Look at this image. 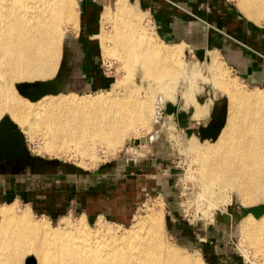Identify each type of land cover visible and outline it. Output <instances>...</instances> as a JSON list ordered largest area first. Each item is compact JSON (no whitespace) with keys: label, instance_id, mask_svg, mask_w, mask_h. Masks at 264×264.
<instances>
[{"label":"bare ground","instance_id":"obj_1","mask_svg":"<svg viewBox=\"0 0 264 264\" xmlns=\"http://www.w3.org/2000/svg\"><path fill=\"white\" fill-rule=\"evenodd\" d=\"M238 2L255 23L264 17V0ZM129 5L127 0H117L121 21L116 27L115 41L120 59L129 60L130 67L136 66V62L142 64L148 74L159 79L156 84L163 87L172 88V82L180 77L187 80L189 74L195 76L197 70L190 68L187 72L183 68V48L177 45L161 49L154 44L138 25L137 15ZM72 7L66 0H8L6 6L0 7V117L9 114L13 123L43 136L49 152L64 149V144H55L57 139L74 137L81 155L91 156L98 140L113 148L130 134L124 121L132 115L131 109L141 104V99L130 106L127 101L121 103L105 97L48 94L33 102L20 96L13 86L17 82L47 80L55 74L63 33L61 21L65 11ZM216 59H211L213 64L218 63ZM166 72L168 75H164ZM163 75L165 78L161 79ZM213 85L227 97L229 112L217 140L205 141L206 144L196 143L194 138L189 140L195 155L192 161L198 163L191 170L201 183L200 196H207L210 206L216 208L218 202L230 195L227 190L233 188L243 206L260 204L264 198V93H247L222 75ZM200 108L196 113L202 115L204 109ZM230 198L233 200V195ZM31 217L29 211L2 209L0 264H21L28 254L36 257L37 264H204L200 257L180 255L163 242L162 209H154L150 222L141 219L122 236L102 227L93 234L70 223L69 230L75 232L60 231L47 221L36 222ZM241 220L243 238L264 257V213L258 218L251 214Z\"/></svg>","mask_w":264,"mask_h":264},{"label":"rangeland","instance_id":"obj_2","mask_svg":"<svg viewBox=\"0 0 264 264\" xmlns=\"http://www.w3.org/2000/svg\"><path fill=\"white\" fill-rule=\"evenodd\" d=\"M114 1L115 3L113 0H100L99 25L95 36L98 40L97 36L100 35L102 43L103 52L98 40V64L109 80L107 87L78 92L82 95L60 91L50 95L72 94L70 97L88 99L105 97L121 103L127 101L130 106L141 99V104L136 106V109L131 107L133 113L131 112L130 118L124 121L127 127L123 128L126 127L130 134L119 142L120 145L118 143V146L113 148H109L105 141L98 140L93 144L92 155L88 156L81 155L80 145L74 137L57 139L55 144L61 145L60 147L65 145L64 149L49 152L46 150V140L43 136L34 135L29 132L27 126L21 127L14 123L20 132L21 142L20 148L16 146L14 150L11 145L4 146L0 157V191L3 192L0 193V220L2 209L12 208L19 213L29 211L32 220L47 221L56 230L75 232L69 230L70 223L74 228L95 232L93 234L102 227L122 236L134 225L137 226L141 219L150 222L154 209H162L163 221L160 231L163 242L180 252V255L191 258L198 256L204 264H264L262 254L255 252V247L248 239L243 238L245 236L241 230V219L251 215H244L242 210L251 206H243L237 190L233 188L228 189L229 192L226 193L233 195V200L230 195H226L223 201L216 204V208L210 206L208 197L200 196L201 183L192 171L198 167V163L192 161L195 155L189 148L190 139L194 138L196 143H205L214 142L218 138L217 136L214 141L211 138L201 140L199 127L215 124L221 116H225L223 127L226 124L229 104L225 94L215 90V80H219L222 75L247 93L258 90L264 93V79L256 81L241 76L216 52L203 57L198 56L191 46L183 42H161L156 35L152 16L137 8L133 3L135 0H127L137 15L138 25L149 39L161 49L180 46L183 48V68L187 72L190 68L198 71L197 76L189 74L187 80L178 78L177 82H172V88L156 84L155 80L159 79L148 74L142 64L136 62V66L133 64V67H130L129 60L120 59L115 39L116 27L121 20L117 15V0ZM229 1L243 17L255 23L249 19L238 0ZM74 11L77 14L78 0H75ZM255 24L264 28V17ZM62 28L57 64L61 60L64 42H69L74 33L69 24H64ZM211 59H216L218 63L213 64ZM164 75H168V72ZM164 75L161 79L165 78ZM46 95L48 94L33 102ZM200 106L205 114L196 113L200 111L197 109ZM4 116L11 120L9 114H3L0 118ZM160 140L168 146L167 156L155 155L158 151L155 145L160 146ZM68 142L71 143L70 146ZM67 148L71 150L68 151ZM143 164H148L146 166L150 169L146 173L136 174L140 178L139 184L144 187L138 190L139 196L135 200L133 216L127 223L119 224L108 217H88L80 210L71 208L72 198L66 199L64 206L62 205L63 192L71 193L73 188L83 186L86 182L96 183L97 179L113 178L112 175L119 179L121 177L118 175L127 173L129 166ZM51 180L56 181L59 202L49 203L47 195L42 203L33 202L31 199L35 194L34 184L40 182L41 186L45 183L48 186ZM43 190L44 188H41V191ZM28 256L34 258L37 264L36 257L31 254L24 256L22 261ZM166 264L175 263L167 261Z\"/></svg>","mask_w":264,"mask_h":264},{"label":"crops","instance_id":"obj_3","mask_svg":"<svg viewBox=\"0 0 264 264\" xmlns=\"http://www.w3.org/2000/svg\"><path fill=\"white\" fill-rule=\"evenodd\" d=\"M66 1L73 7L65 11L61 28L69 24L74 33L69 42H64L57 67L59 91L79 94L106 88L109 80L98 64V49L102 48L100 35L97 36L100 46L95 38L100 0H78L77 14L74 11L75 0ZM7 3L8 0H0V7ZM133 3L152 16L161 42H183L203 57L216 52L241 76L256 81L264 79V28L243 17L229 0H135ZM155 148L158 150L156 156H167L168 146L163 142ZM146 165L129 166L127 173L118 175L119 179L112 175L113 178L93 180L96 183L86 182L73 188L71 193L63 192L62 205L66 199L72 198L71 208L88 217H108L119 224L127 223L133 216L138 190L144 187L139 184L140 178L136 174L146 173L150 169ZM56 188L53 180L48 186L37 182L33 186L35 194L31 200L42 203L47 195L49 203H57L59 193Z\"/></svg>","mask_w":264,"mask_h":264},{"label":"water","instance_id":"obj_4","mask_svg":"<svg viewBox=\"0 0 264 264\" xmlns=\"http://www.w3.org/2000/svg\"><path fill=\"white\" fill-rule=\"evenodd\" d=\"M59 82L60 76L57 70L54 76L47 80L18 82L14 84V88L20 96L26 98L29 101H34L45 94L57 93L59 91ZM224 123L225 116H221L217 123L199 127V137L201 140L204 138H211L213 140L216 139ZM20 138V132L15 127L14 123L7 116L0 118V157L3 153L4 146L6 145H11L14 149L17 147L20 148ZM242 212L244 215L251 213L255 218L260 217L264 213V199L260 204L251 206L249 208H244ZM23 264H35L34 258L28 256L24 259Z\"/></svg>","mask_w":264,"mask_h":264},{"label":"flooded vegetation","instance_id":"obj_5","mask_svg":"<svg viewBox=\"0 0 264 264\" xmlns=\"http://www.w3.org/2000/svg\"><path fill=\"white\" fill-rule=\"evenodd\" d=\"M113 3H115V1H113Z\"/></svg>","mask_w":264,"mask_h":264}]
</instances>
